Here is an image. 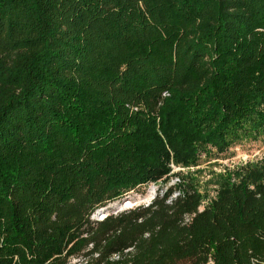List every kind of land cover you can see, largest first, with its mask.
Wrapping results in <instances>:
<instances>
[{"label": "trees", "instance_id": "16d2710c", "mask_svg": "<svg viewBox=\"0 0 264 264\" xmlns=\"http://www.w3.org/2000/svg\"><path fill=\"white\" fill-rule=\"evenodd\" d=\"M260 134L264 0H0V264H264V159L92 218Z\"/></svg>", "mask_w": 264, "mask_h": 264}, {"label": "rangeland", "instance_id": "374dc122", "mask_svg": "<svg viewBox=\"0 0 264 264\" xmlns=\"http://www.w3.org/2000/svg\"><path fill=\"white\" fill-rule=\"evenodd\" d=\"M195 164L189 166L172 165L170 176L164 180L150 182L130 191L125 197L107 204L93 214V219H102L109 213L142 204L147 205L152 198L177 181L178 173L191 181L203 198V203L215 194L218 183L228 174H234L242 167L258 165L264 159V134L241 138L226 150L219 152L208 147ZM75 260H72L74 263Z\"/></svg>", "mask_w": 264, "mask_h": 264}]
</instances>
